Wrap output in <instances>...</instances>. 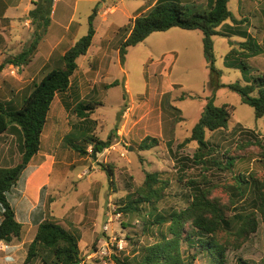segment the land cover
Masks as SVG:
<instances>
[{
    "label": "rangeland",
    "instance_id": "obj_1",
    "mask_svg": "<svg viewBox=\"0 0 264 264\" xmlns=\"http://www.w3.org/2000/svg\"><path fill=\"white\" fill-rule=\"evenodd\" d=\"M29 1L10 0L19 4L10 10L12 16L21 18L17 33L23 41L31 38L23 49L31 43L35 30L32 23L25 24L23 10ZM155 1H59L50 41L68 22L74 21L71 32L75 35L70 41L75 44L87 34L89 16L95 7L97 14L104 9V15L95 18L93 48L77 61L71 87L54 99L38 156L8 193L23 229L21 238L0 243V264H24L38 225L48 219L80 235L79 249L86 260L105 235L115 233L125 243V249L117 256L132 263L140 261L147 245L155 243L162 233L168 234L169 223L153 225L154 216L168 218L173 211L185 210L192 200V181L206 182L203 187L210 189V197L226 207L229 216L253 211L251 200L259 191L264 192V117L256 118L254 109L242 103L238 93L225 87L214 92L203 52V33L180 28L154 32L144 42L130 47L125 64H120L119 49L130 33L131 20L146 14ZM208 1L180 0L203 12ZM228 5L238 22L228 20L230 26L221 25L222 32L230 27L250 26L257 39L264 34V0H230ZM132 14L134 17L128 19ZM225 32L229 37H213L220 81L245 85L251 76L264 73V54L245 59L239 48L245 39ZM70 41L65 38L60 42L59 53L70 46ZM262 46L264 50V41ZM233 48L240 53L230 61L241 64L244 60L250 66L249 74L226 62L225 57ZM170 53L177 56L172 65L167 58ZM13 56L8 55L3 61ZM63 64L58 68H64ZM4 69L8 71L6 76H0V101L12 100L13 106L19 108L33 84L14 79L22 73L21 67L6 65ZM115 78L119 85L109 88ZM213 95L215 105L227 104L231 109L226 129L206 132L213 158L221 161L218 165L209 156L204 162L194 157L199 146L196 141L183 144ZM79 103L91 104L94 111L86 114L87 118H80L76 113ZM110 135L111 146L98 153L96 159L90 155L91 145L87 146L88 154H80L71 147V143L85 147V138L105 141ZM16 136L9 132L0 140V166L14 167L20 163ZM148 136L158 142L144 150L141 143ZM228 160L234 162L232 167L226 164ZM101 165L112 170V178ZM147 173H157L165 182L163 198L154 204H140L134 213L121 211L144 187ZM241 178L248 181L240 182ZM113 208L115 215L121 213V217L105 231L107 214ZM257 221L255 232L239 248L234 235L229 236L227 264H237L238 257L264 264V219L258 215ZM33 264L45 263L40 257ZM108 264L114 263L108 260ZM195 264H207V260L200 254Z\"/></svg>",
    "mask_w": 264,
    "mask_h": 264
},
{
    "label": "trees",
    "instance_id": "obj_2",
    "mask_svg": "<svg viewBox=\"0 0 264 264\" xmlns=\"http://www.w3.org/2000/svg\"><path fill=\"white\" fill-rule=\"evenodd\" d=\"M53 1L36 0L34 2V8L29 12V18L35 28L33 39L21 53L0 63V73L7 64H28L33 59L39 43L50 26ZM229 2L230 0H210L207 10L203 12L194 6L182 4L180 0H158L146 14L136 16L131 20L130 33L120 45V64L122 66L125 64L130 47L144 42L154 32H165L172 28L188 31L199 30L203 33V52L207 67L210 69V83L214 92L225 87L238 93L242 103L254 109L256 118H263L264 73L251 76L245 85L240 82L223 84L220 81L221 70L216 67L213 37H229V34L219 30L220 26L228 20L238 22L229 8ZM96 16L97 7L89 16L87 34L65 53L64 68L48 72L39 83L35 84L19 108H15L14 103L0 101V137L11 127L19 128L22 135V140L19 143L20 163L14 167L0 166V207L2 211L0 243H10L14 239L21 238L23 225L16 219V213L8 199V193L18 184L20 170L22 168L24 170L40 151L41 137L52 103L57 94L68 90L70 79L78 68V59L88 53L93 43L96 34L94 26ZM239 48L245 59L259 55L262 50L253 37H247L246 41L240 42ZM238 53L240 51L233 48L226 55V62H229L230 66H238L249 74L250 66L244 60L241 64L230 61ZM118 85L119 81L115 80L108 86L112 88ZM214 95L209 98L191 136L183 144L196 141L199 146L194 157L202 161L209 156L212 158L210 160L218 165L221 164V161L213 158L212 149L206 140V132L226 129L231 120V109L227 104L215 105ZM93 111L94 107L91 104L79 103L76 107V113L80 118H87L86 114ZM112 134H117V128L112 131ZM85 142V147L72 143L71 147L80 154H88L87 146L91 145L90 155L96 159L98 153H102L111 146L112 136L110 135L105 141L93 137L85 138ZM157 142L158 139L148 136L142 141L141 148L149 150L156 146ZM226 164L232 167L234 162L228 160ZM101 166L112 178V170L104 165ZM243 180L241 178L240 182ZM191 184L192 200L185 210L173 211L168 215V218L163 215L154 216L151 223L153 225L162 226L166 222L169 223L168 234L162 233L155 243L147 245L143 249L144 253L140 261L132 263L129 260L120 259L117 255H112L110 261L114 264H195L198 256L202 254L206 258L207 264H227V251L230 249L229 236L234 235L235 240L238 241L236 248H239L242 242L255 232L258 226V215L264 219V192L259 191L251 200L254 206L252 212L229 216L226 207L210 197V189L203 187L206 182L192 181ZM238 187L240 188L239 185ZM164 190L165 182L159 179L158 174L147 173L145 185L137 193V197L128 201L120 210L125 213H134L140 204L159 202L163 198ZM223 233L225 235H222ZM80 240L79 234L71 232L53 220H44L38 225L24 264H33L40 257L45 264H96L97 260L88 261L81 257ZM237 264L255 263L238 257Z\"/></svg>",
    "mask_w": 264,
    "mask_h": 264
},
{
    "label": "crops",
    "instance_id": "obj_3",
    "mask_svg": "<svg viewBox=\"0 0 264 264\" xmlns=\"http://www.w3.org/2000/svg\"><path fill=\"white\" fill-rule=\"evenodd\" d=\"M35 1L36 0H30L26 4V6L23 10L24 14L26 16V19H27L25 24H28L29 26L31 24V20L29 18V12L34 8V2ZM59 1L60 0H57L56 2L53 3V11H52V15H51L50 26L48 27L46 35L44 36L42 41L39 43V46H38V49L36 51V54L34 55V58L28 64H21V65L7 64V65H9V67H13V66L21 67L22 73L14 79L19 80V81L29 82L30 84H33V88H34L35 84L39 83L42 80V78L48 72H50L54 69H61V68H58L59 66H57V65H62L63 57H64L65 53L72 46L75 45V44H73V41H70V38H73L75 35L74 32L73 33L71 32L72 24L75 23L74 21L68 22L65 25V27L62 28L63 29L62 31L59 30L57 32V34L53 36L52 41H50V39H49L50 31L52 32V26L55 22V16H56L55 9L58 7ZM157 1L158 0H156L155 3L151 7H153ZM209 4H210V0L208 1V6H209ZM18 6H19V4H17V3L13 4L12 2H10V0H0V63L4 62L3 61L4 58L8 55H11V54L17 55V54L21 53L23 50V47L25 46V43L28 42L29 39H31L29 37V38L25 39L26 41H23L22 36L19 33H17V30L21 28L20 27V19L21 18L19 16H12V14L10 13V10L14 7L17 8ZM149 9L146 12H148ZM115 10H116V8L114 7L113 11L115 12ZM139 11L140 10H138L137 12H139ZM102 12H104V9L103 10L99 9L97 15H100L102 17L104 15V14H101ZM134 15L135 14L130 15V17L128 19H132L134 17ZM139 15H141V14H139ZM224 25H225L224 27L230 26L226 22ZM244 28L237 29V27H234V28L230 27L229 29H225V31H227L228 33L230 32L233 34H239L241 37H243L245 39V41L247 40V37H253L254 40L262 48L261 53L259 55L264 54V50H263V46H262L263 41H264L262 38H263L264 34L261 35V37H259V39H257L255 37V35L252 34V27L249 26V27H244ZM171 30H173V28L170 29V31ZM192 31H195V30H192ZM225 31H224V33H226ZM65 38L70 41V46L67 49H64L63 52L59 53V51H60V50H58L59 44L61 41H64ZM92 48L93 47L90 48L88 53H90ZM175 54L176 53H173V54L170 53L169 55H167V58H169L168 62H170V65H172V63L175 60H177V56ZM259 55H257V56H259ZM86 56L87 55H85L84 57H86ZM257 56H254V57H257ZM79 59H81V58H79ZM79 59H78V61H79ZM7 71H8V69H4L0 73V76H2V77L6 76ZM73 75H72V77H73ZM115 80H118V79L115 78ZM115 80L110 82V84L113 83ZM7 81L10 82L11 77H8ZM70 87H71V79H70ZM33 88H31L29 93L33 90ZM67 91L61 92V93H67ZM23 99L21 100V104H22ZM8 102H12V100H10ZM45 127H46V125H45ZM9 132L16 133V135H17L16 139L18 142L17 144H18V149H19V143L22 140V135H21L19 128H17V127H11L8 130V132H6L4 135H2L0 137V140L3 139L4 136L7 135V133H9ZM44 132H45V128H44L43 133ZM42 137H43V134H42ZM42 137H41L40 150L42 148ZM37 156H38V154L35 157H37Z\"/></svg>",
    "mask_w": 264,
    "mask_h": 264
},
{
    "label": "built area",
    "instance_id": "obj_4",
    "mask_svg": "<svg viewBox=\"0 0 264 264\" xmlns=\"http://www.w3.org/2000/svg\"><path fill=\"white\" fill-rule=\"evenodd\" d=\"M56 1L57 0H54L53 3ZM115 210L116 209L113 208V210L107 214L108 219L103 227L105 231H108L109 225L113 223L115 219L121 217V213L115 215ZM114 234L115 233H108L99 241V245H97L96 249H93L91 254L87 257L88 261L97 260L98 262H101L103 264H108V260L110 261L112 255H117V253H120L125 249L124 240L119 239Z\"/></svg>",
    "mask_w": 264,
    "mask_h": 264
},
{
    "label": "water",
    "instance_id": "obj_5",
    "mask_svg": "<svg viewBox=\"0 0 264 264\" xmlns=\"http://www.w3.org/2000/svg\"><path fill=\"white\" fill-rule=\"evenodd\" d=\"M22 171H23V168L20 170L19 175L22 173Z\"/></svg>",
    "mask_w": 264,
    "mask_h": 264
}]
</instances>
